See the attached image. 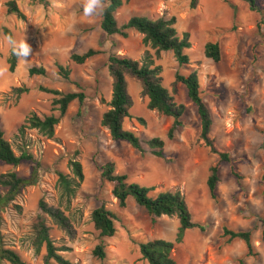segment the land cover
I'll list each match as a JSON object with an SVG mask.
<instances>
[{
	"label": "rangeland",
	"instance_id": "rangeland-1",
	"mask_svg": "<svg viewBox=\"0 0 264 264\" xmlns=\"http://www.w3.org/2000/svg\"><path fill=\"white\" fill-rule=\"evenodd\" d=\"M7 1L0 0V34L4 28L18 37L25 33L33 54L27 64L17 59L13 72L0 77V129L13 152L24 151L33 162L22 161L15 166L0 163V173L26 176L34 165L36 176L34 183L21 188L12 201L17 208L9 205L0 213L3 245L25 264H42L44 249L36 247L34 239V224L42 216L38 209L41 201L66 218L65 230L47 218L45 224L50 239L70 262L146 264L137 244L151 239L172 242L177 221L161 216L152 222L130 197L125 207L119 208L110 194L111 184L99 176L100 164L111 161L114 173L124 174L127 182L152 186V193L179 191L191 220L203 227L202 231H184L171 252L174 264H238L239 259L242 264H264V0H256V11H250L240 0H197L194 9L188 8V0H128L116 9L117 26L132 15L150 19L173 16L176 32H187L190 41L185 51L189 63L181 66L170 51L160 52L155 59L133 29L126 30L124 38L105 35L99 28L100 15L84 16L81 0H49L45 7L31 0H14L22 19L6 12ZM206 41L218 44L221 57L217 63L203 57ZM88 48L98 53L79 65L68 60L70 53L80 54ZM144 52L159 65L161 85L175 103L184 106L182 126L175 129L171 140L166 139L171 118L148 110L138 82L126 76L131 118H124L122 127L134 131L141 141L160 138L163 158L150 154L144 143L139 152L126 142L111 140L99 125L110 97L107 56L139 61ZM7 55L8 48L0 38V66L7 68ZM54 61L67 65L68 80L56 74ZM30 66H42L45 75L29 77L26 69ZM193 70L200 97L210 113L209 136L230 159L218 165L214 201L207 194L205 178L215 157L197 138L198 118L184 87L173 83L174 73L186 75ZM38 85L82 95L80 103L73 100L68 104L51 138L26 127L17 131L28 113L57 115L52 96L38 91ZM19 86L27 91L15 98L10 89ZM70 159L79 162L82 181L73 195L65 198L56 184V173L71 177ZM230 167L239 175L238 180L230 175ZM99 205L116 215L111 237H99L90 221L91 210ZM222 226L248 231L254 255H244L242 241L222 236ZM97 244L105 251L102 262L91 254Z\"/></svg>",
	"mask_w": 264,
	"mask_h": 264
},
{
	"label": "trees",
	"instance_id": "trees-1",
	"mask_svg": "<svg viewBox=\"0 0 264 264\" xmlns=\"http://www.w3.org/2000/svg\"><path fill=\"white\" fill-rule=\"evenodd\" d=\"M33 3L47 6L49 0H31ZM128 0H110L109 6L99 19V28L105 35H119L126 37V30L133 29L141 35L140 42L147 46L155 59L159 57L160 52L170 51L177 66L187 65L189 60L185 51L190 47L189 36L187 32L178 34L174 28L175 19L173 16H159L155 19L146 18L140 15L129 16L124 23L117 26L114 19V12L123 2ZM225 2L226 0H221ZM246 3L250 11H256V0H240ZM197 0H188V8L194 9ZM5 10L8 14L22 19L23 15L18 10L14 0H8L5 3ZM3 35H8L10 32L7 29H2ZM98 51L88 48L80 54L70 53L68 60L73 64H82L86 59L97 54ZM202 55L213 63L220 60L221 53L216 42L206 41L202 46ZM17 58L10 54L6 57L7 71L12 73ZM56 74L63 80H68L69 69L67 65H62L54 61ZM107 72L111 77L110 97L106 103V109L101 113L99 125L107 130L108 136L113 141L126 142L132 149L141 152V143H144L149 149L150 154L155 157L163 158L162 146L163 141L157 137H151L141 141L137 134L129 129L122 127L124 118H131L128 113L130 107L129 96L126 92L125 77L129 76L138 82L141 94L146 97V108L150 111L168 116L171 122L165 132V137L171 140L174 136V131L177 127L182 126L181 117L184 114L185 108L181 104L174 102L172 96L167 89L160 83V67L153 64L151 55L144 52L142 58L137 61L128 57H120L114 54L107 56L106 64ZM27 75L44 76L45 70L42 66H30L26 69ZM173 83L181 84L185 89V94L188 100L194 105L195 112L198 118V135L202 146L207 152L215 157V161L207 168V176L205 178V187L207 194L211 200H215V185L218 181V165L220 163H229L230 159L225 151L220 150L214 143V140L209 136L211 118L208 107L200 97L198 77L193 70L186 75L174 73ZM11 92L17 98L20 94L27 91L24 86L12 87ZM37 90L52 96L51 105L57 111V115L48 114L41 117L34 113H28L23 119L22 125L17 131L26 127L34 129L40 135L51 138L53 127L58 123L59 119L64 115L66 108L70 102L76 100L81 102L82 95L80 93L65 92L61 93L52 88L37 86ZM134 119L142 124L143 121L139 117ZM22 161L33 162L32 157L22 151L15 154L11 149L10 143L4 138L3 132L0 129V163L15 166ZM68 167L71 172V177L57 172L56 184L60 194L69 198L73 195L75 188L82 181L81 166L74 159L68 160ZM100 179L111 184L110 194L115 199L119 208L125 207L127 197L132 198L133 202L142 207L146 214L153 222L161 216L174 217L177 221V227L173 241L163 239H151L137 244L140 258L146 264H174L171 256L174 244L181 241L185 230L196 228L199 231L203 230L200 224L191 220V214L186 205V202L177 190H162L152 193L153 187H144L136 183L126 181L124 174L114 173V164L111 161H104L99 166ZM229 173L235 180H238L239 175L230 167ZM36 170L35 166L29 167L26 176H18L14 172L0 173V213L2 209L12 204L15 196L21 188L31 185L35 181ZM264 180V175L261 176ZM38 209L41 217H38L34 224V239L36 247L42 246L44 254L42 256V264H75L66 259L61 253V249L57 248L49 237V229L45 224V218L49 219L56 227L65 230L67 221L65 216L57 208L47 206L43 202H38ZM1 220V217H0ZM116 215L106 209L103 205L93 208L90 212V221L94 230L98 232L99 237H111L114 232V221ZM221 235L228 239H238L242 241L245 249V256H253V247L250 240V234L245 230H230L224 226L220 228ZM91 254L100 262L105 258V251L101 244H97L91 250ZM25 264L19 256L11 249L5 247L2 243L0 232V264ZM103 264V263H101ZM238 264H242L239 259Z\"/></svg>",
	"mask_w": 264,
	"mask_h": 264
},
{
	"label": "clouds",
	"instance_id": "clouds-1",
	"mask_svg": "<svg viewBox=\"0 0 264 264\" xmlns=\"http://www.w3.org/2000/svg\"><path fill=\"white\" fill-rule=\"evenodd\" d=\"M110 0H81L82 13L86 17H95L102 15L109 6ZM3 42L7 46L10 54L14 55L18 60L27 64L32 56V47L27 42L25 33L22 36H16L13 34L3 35L0 34ZM7 73V68L0 66V77Z\"/></svg>",
	"mask_w": 264,
	"mask_h": 264
}]
</instances>
